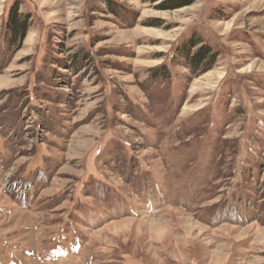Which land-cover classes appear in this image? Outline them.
<instances>
[{
    "label": "rangeland",
    "instance_id": "374dc122",
    "mask_svg": "<svg viewBox=\"0 0 264 264\" xmlns=\"http://www.w3.org/2000/svg\"><path fill=\"white\" fill-rule=\"evenodd\" d=\"M0 264H264V0H0Z\"/></svg>",
    "mask_w": 264,
    "mask_h": 264
},
{
    "label": "trees",
    "instance_id": "16d2710c",
    "mask_svg": "<svg viewBox=\"0 0 264 264\" xmlns=\"http://www.w3.org/2000/svg\"><path fill=\"white\" fill-rule=\"evenodd\" d=\"M194 1L195 0H171V3L176 4V7H183V6L190 5ZM25 26H26L25 23H23L22 20L17 18L16 15H10L8 19V29L12 34V41L16 40V42L18 43L19 41H21V39H24L26 30H27ZM191 45L194 46L195 44H191ZM203 53H205V55ZM206 55H207L206 52L202 51L200 54H197V56L195 57H197V61L201 62L203 57H205Z\"/></svg>",
    "mask_w": 264,
    "mask_h": 264
}]
</instances>
